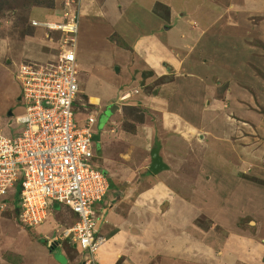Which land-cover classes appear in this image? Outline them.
I'll return each mask as SVG.
<instances>
[{
    "label": "rangeland",
    "instance_id": "obj_1",
    "mask_svg": "<svg viewBox=\"0 0 264 264\" xmlns=\"http://www.w3.org/2000/svg\"><path fill=\"white\" fill-rule=\"evenodd\" d=\"M157 2L169 3L170 7L179 16L183 13L192 18L198 16L196 20L200 26H202L204 19H202L203 16H200L199 19L200 13L209 10L211 7L217 8V11H223L221 5L224 4L229 8L227 13L234 11L233 23L240 22L237 40L240 41L241 38V43L247 41L245 45L250 48V63L248 65L243 64L241 67H239V63L236 65L233 74L238 78L231 77L229 80H225L224 76L229 77V71L223 74L222 86L217 89V97L219 100L224 99L225 102L234 101L238 103L243 101V98L236 95H239L240 91L244 92L247 95L245 99H248V102L245 101L247 107H241V109L244 114H247V120L234 115L235 113L230 110L228 104L222 106L224 110L219 115H222L224 121V137L227 136V133L237 129L234 126H239V130L244 129H241L242 132L247 129L249 135L252 134L254 137L262 138L258 133V129L260 133L261 129H257L259 124L257 121L264 122V107L259 102L260 98L264 97L262 92L264 91V0H0V135L3 134L12 138L14 134H19L24 129L21 126H14L15 118L23 114L25 110V103L24 101L21 102L22 85L16 79L18 66L27 59L40 62L56 60L60 51L59 42L63 41L61 32H50L49 30L33 27L32 22L62 23L65 15L68 14L71 17L73 12V15L79 21L77 54L80 63L77 80L81 86V93L78 94L77 102L74 105L77 120L82 121L85 118L84 115L78 116V112H81L79 99L88 105V110L99 116V127L93 142L94 155L99 158L100 170L103 171L105 165L108 166L107 173L110 178L111 189L115 187V183L119 186L117 190H120L122 194L126 193L128 189L133 193L140 189V184L144 180L141 178L143 174L140 177V174L135 173L137 171V160L139 159L135 145L139 140H137L138 138L133 140V137L140 135V138L145 139L148 128L155 125L156 138L161 140L160 137H165V135L162 132L163 128L158 124L162 113L149 106L144 107L139 94H144L145 97H148V95L153 96L156 89L158 94V89L160 90L161 85L165 83H170L169 87L175 89L178 86L176 77L179 73H182L178 76L182 77L181 80H183V77L188 78V70L182 68V66H186L185 62L189 58L184 53L187 54V51H189L187 48L181 52L177 51V54L173 57V60L181 63L176 65L182 66H180L181 70L176 68L175 71H171L169 78L165 77L157 80L156 75L153 74L155 71L149 70L153 67L151 64L149 65L150 61L156 58L165 59L166 56L161 51L163 47L155 48V52H153V49L146 48L149 43L141 41L143 36L148 40L151 39L159 29H157L156 24L154 29H150L149 23L146 21L137 26L138 18H145V14L140 15L137 12L142 7L144 11L152 13L150 9ZM163 8L164 6L158 3L153 9L155 15L163 18L170 16V13H164ZM124 11L129 12L127 20L131 21L134 27L131 28L125 22L114 24L119 19V14ZM178 19L174 21V24L172 22L165 27L174 28L181 18ZM159 28H161L160 25ZM161 32L166 33L164 27ZM175 34L177 33L174 30L173 35ZM235 36L234 34L233 37ZM178 37H174L173 41H178ZM120 39L129 46V50L119 48L116 45L115 40L119 41ZM141 43H144L143 46ZM210 49L211 46L207 49L208 59H205L209 66L216 64V60L209 54ZM83 51H87L90 59L95 55L94 62L81 63L83 60L80 58L84 56ZM30 54L35 55L37 59H33ZM198 55H200L199 52ZM217 59L219 60V58ZM189 62L190 60H188L187 65ZM221 71L222 73L226 71V67H223ZM247 71L250 73L248 79L242 77ZM149 77L156 80L149 81L148 84L146 83L147 79H143ZM232 84H237L238 91L234 90V87L231 88ZM17 93H20L19 97H16ZM126 95H128V100L127 98L123 99ZM91 97L97 98V100L91 99V103ZM11 114L14 117H11ZM253 130H256L257 133ZM240 138L241 136H234L231 140L239 142ZM208 139L201 141L199 138H193L190 145H188L189 147L185 145V149L187 148L188 151L184 154L181 153V156H186V160L183 161L180 167V169L183 167V170L176 169L174 171L176 174H172L175 181V200L173 202L176 206L171 210L172 221L170 220L167 226L166 234L173 233L177 239L182 234H194L199 231L206 233V245L202 244L203 241L201 243L205 247V257L197 252L195 253L194 248L188 254V258L181 255L176 257V259H183L186 263L243 264L246 262V256H250V232L254 234L252 230L254 225H250V221H253L250 215L253 213L254 207L250 205V188L243 189L239 187L240 184L236 183L235 178L240 177L241 182L249 184L250 181L261 185L264 183L255 179L250 174V169L243 168L241 161L229 159V156L236 157L235 155L222 154L221 158L212 152L215 147L213 145L214 137L211 136ZM172 141L174 142H172L169 152L173 157L172 153L177 147L175 146L176 140ZM219 145L221 144L219 143ZM219 145L218 152L220 153ZM104 159L107 160L106 164ZM202 166L204 170L209 173L212 172L213 175L216 174L215 171L220 172L222 183L216 184V180H213L212 184H206L207 172L205 173L206 176L202 173ZM143 176L145 177V175ZM134 187L137 190L134 191ZM153 189L156 191L155 195L153 194L154 196L152 195L149 200L152 203L151 205L154 206L156 200L162 199L163 193L158 191L156 185H153ZM237 189L239 190L237 191ZM16 191V189L13 190V192ZM226 198L232 204L225 207L218 204L215 207L216 210L211 208L214 205H210V202L225 200ZM176 200L178 202L180 200V204L177 205ZM182 200H184V205ZM108 202L107 197L103 202L92 208L95 217H102L103 208H106ZM16 208L11 195L2 198L0 201V252L2 256L0 257V264H9V261L12 264H40V262L46 260L43 256L44 251L55 258L59 248H61V251L68 253L66 254L68 256L65 255L61 259L72 260L74 264H82L80 247L74 249L68 243L62 242V245H58V248L51 252L42 242L44 241L43 235L39 233L43 229L42 233L48 236V240L50 237L57 236L73 222L69 211L65 209L56 211L45 225L40 226L43 228L30 229L21 224L19 211ZM164 211L165 207L159 205L156 214L161 215ZM241 212H244L246 216L241 215ZM214 216L224 220L228 224V228L218 225L213 219ZM161 217H159L160 222L163 221ZM188 219L194 222L189 223ZM180 221L183 223H180ZM37 228L39 229L36 230ZM156 229V227L154 229L150 228L149 232H152L151 235L154 238L149 240V243L155 245L156 250L161 253L142 256L135 253L137 248L140 249L139 247L142 246L141 241L125 239L122 242V247L126 252L117 264H160L161 259L167 255H164L163 249L166 247L167 240L164 230ZM255 233L258 237L257 241L260 243L257 246H260L259 249L264 251V230L261 231V234H259L260 231ZM28 234L32 237L31 247L29 248L31 250L23 249L24 256L22 257L16 251L21 249L22 244L28 238ZM113 234L114 232L105 233L103 236L100 232L99 236L105 238V236L109 237ZM231 234H233L232 240L225 244L223 238L229 237ZM11 238L15 245L10 242ZM226 252H228V255H222ZM256 262H258V259L254 261V263Z\"/></svg>",
    "mask_w": 264,
    "mask_h": 264
},
{
    "label": "crops",
    "instance_id": "obj_2",
    "mask_svg": "<svg viewBox=\"0 0 264 264\" xmlns=\"http://www.w3.org/2000/svg\"><path fill=\"white\" fill-rule=\"evenodd\" d=\"M158 3L164 6V13H170V16L163 18L155 15L153 9ZM157 4L153 6L152 9H150L152 10V13H150V11H144V8L142 7H140L139 12H137V14L140 13V15L145 14V18H138L137 26H139L140 23L142 25V22L146 21L149 23L150 29H154L155 24L158 26L157 29H159V31L154 36H152L151 39L148 40L145 38V36H143L141 41L149 43L146 48L153 49V52H155V48L163 47L161 51L164 52L166 56L165 59L156 58L153 59V61H150L149 65L151 64L153 67L149 70H152L153 72L155 71L153 74L154 76L156 75L155 78H157V80L163 79L165 77L169 78L171 71H175L176 68L181 70L180 66H182H177L176 64L180 62L173 60V57L177 54V51L181 52L187 48L189 51H187V54L186 52L184 53L186 57L189 56V58H187V61L185 62L186 66H182V68L188 70V78L183 77V80H181L182 77L178 76H180L182 73H179L176 77L178 80V86L175 89L169 87L170 83H165L161 85L162 88L160 90L158 89V94L157 89L153 93V96L148 95V97H145L144 94H139L140 98L142 99L141 102L144 103V107L147 108V106H149L162 113L161 120L158 124L161 126V128H163L162 132L165 137H160L157 135L161 138V140L156 138V129L154 128L156 125L150 126V128H148L145 139L140 138V135H138V137H133V140L136 138L139 140L135 145L136 152L139 156L136 167L137 171L135 173L140 174V177L143 174L145 177L143 175L141 177L144 180L140 184V189L137 190L134 187V191L137 190L135 193L128 189L126 193L122 194L120 190H117L119 186L116 183L115 187H112V189L110 187V191L107 195L109 202L107 203L106 208H103V215L100 217L101 220H103V223L98 227L97 233V236L102 240V243L96 254V261L98 264H117L120 261V258L126 252V250L122 247V242L125 239H131L134 241L140 240L142 246L139 247L140 249L137 248L135 253H138L142 256H150L155 253H161L159 250H156L155 245H150L149 243V240L154 238V236L151 235L152 232H149V230L150 228L154 229L155 227L159 230H164L166 235L165 238L167 240L166 247L163 248L164 255H167L165 258L161 259L160 264H190L189 262H184L183 259H176V257L181 255L188 258V254H190L194 248L195 253L197 252L198 254L205 257V247L202 246V244L206 245L205 240H207V236L205 232L199 231L198 233L194 234H182L177 239L176 235L173 233L169 232V234H166L167 226L170 223V220L172 221V214H170L171 210L176 206V204L173 202L175 200V181L172 174L174 173L175 175L176 173L174 171H176V169H180L183 161L186 160V156L183 157L184 155H181L188 151L187 148L185 149V145H190V141L193 140V138H199L201 141H204L209 140L208 138L213 136V145L215 146V150L212 149V152L216 153V155H219L221 158L222 154L227 155L229 153L230 155H235L236 157L229 156V159L241 161V166L243 165V168L245 167V169H250V174L255 179H258L260 182L264 183V122L262 123L261 121H257V123H259L257 129H261V133L259 129L258 133L262 138H258V136L254 137L252 134L249 135L247 129L245 132H242L241 129L243 128L239 130V126H234V128L237 129L232 127V129H234L233 132L227 133V136L224 137V121L222 119V115H219V113L224 110L222 106L228 104L227 106H230L229 108L235 113L234 115H237L241 119L247 120V114H244L243 110L241 109V107H247L245 101L248 102V99H245L247 98V95L244 92L240 91V94L236 95L240 98H243V101L238 103L232 101L231 99L230 100L232 102H225L224 99L219 100L217 97V89H220L222 86L223 74L229 71V77L224 76L225 80H229L231 77H235L233 73L238 63L239 67L243 66V64L248 65L250 63V48L245 45L247 41L241 43V38L240 41L237 40V36H239L240 22L233 23V17L235 16L234 11L227 13L229 8L224 4H222L223 6L221 5V9L224 12L217 11V8L211 7L209 10L200 13L199 19L200 16H203L202 19L204 18L202 26H200L196 20V17L198 16L192 18L188 16V14L186 15L184 13L179 16L177 15L178 13H176L175 10L170 7L169 3L157 2ZM168 9L170 10L168 11ZM119 15V19L115 21L114 24L125 22L132 28V22L127 20L129 12L124 11ZM177 16L181 19L177 22L176 26L173 25L174 28L169 29L168 27H165L169 26L172 22L174 24V21L178 19ZM159 25L161 28H159ZM163 27L164 30H166V33L164 34L161 32ZM174 30L177 33L175 35H173ZM234 34L236 35L235 37H233ZM176 36H179L178 41H173L174 37ZM212 38H214L213 41H211ZM141 44L143 46L144 43ZM210 46L211 49L209 50V54L213 59L216 60V64H211L209 66V63L206 62L205 59H208L207 49H209ZM242 48L245 49L242 50ZM198 52L200 55H198ZM83 53L84 56H82L80 59L86 61H82L81 63H86L88 61L94 62L95 55L92 56V59H90V56L88 57L87 55V51H83ZM32 57L33 59H37L35 55H32ZM191 57L193 58L191 59ZM217 58H219V60ZM170 59L172 60L171 63ZM188 60H190V62L187 65ZM28 61L34 60L27 59L25 62ZM223 67H226V71H223L222 73L221 69ZM249 74L250 73L247 71L242 77L248 79ZM155 78L152 79V77H149L144 78L143 80L147 79L146 83H148L149 81L153 82V80H156ZM235 78L238 77L236 76ZM233 87L234 90L238 91L236 88L238 87L237 84H232L231 88ZM262 92L264 94V91ZM19 94L17 93L16 97H19ZM141 96L144 97L142 98ZM126 98L128 100V95H126V97L123 99ZM91 99L97 100V98L94 97H91L90 101ZM259 102L260 105L264 107V97L260 98ZM159 125L157 126L160 127ZM226 127L224 128L227 129ZM253 131L257 133L256 130ZM102 133H104V131H102ZM203 133L204 135H202ZM234 136H241L240 141L233 142L231 138ZM171 139L176 140L175 146L177 147V149H175V151L172 153L174 155L173 157L169 152L172 142H174ZM219 143L221 145H219ZM157 144L160 145L159 156L162 159L163 164L166 166V169L158 173H154L151 170L152 153L157 148ZM242 144H245L246 146ZM218 145L220 153L218 152ZM104 161L106 164L107 160L104 159ZM104 168L106 170L102 167V169L107 173L108 166L105 165ZM181 169L183 170V167ZM201 170L205 175L207 171L204 170L203 166ZM215 173L216 174L213 175L212 172H207L206 184H212L214 182L213 180H216V184L222 183V174L218 171H215ZM235 181L236 183H239V187L243 189L250 188V205L251 207H254V211L250 215L253 220V223L250 221V225H254L252 228L254 234L250 232V256H246V262L243 264H264V251H261L259 249L260 246H257L260 245V243L257 241L258 237L255 233L256 231H260L259 234H261V231L264 230V184H256L251 181L250 184L244 183L241 182L240 177L235 178ZM153 185H156L158 191L163 193L162 199L156 200V205L154 206L151 205L152 203L149 200L156 192L153 189ZM238 190L239 189H237V191ZM183 202L184 200H182V203ZM204 202H206V200H204ZM176 203L177 205L180 204V200L179 202L176 200ZM210 203V205H214L211 208L215 210V207H217L218 204H221L223 207L232 204L231 201H228V198L220 201H212ZM159 205H162L163 208L165 207V211L161 215L156 214V210ZM241 215L246 216L244 212H241ZM160 216H162L161 218L163 220L161 222L159 220ZM213 219L218 225L223 226L226 229L228 228V224H226L224 220L216 218V216H214ZM188 222L193 223L194 221L188 219ZM180 223L183 222L180 221ZM41 228L43 227H40V229ZM38 229L39 228L36 230ZM42 232L43 229L39 231V233L43 235V240L49 242L47 239L48 236ZM100 232H102L103 236L105 233L110 234L111 232H114V234L112 236H105V238H103V236H99ZM27 237L28 238L22 244L21 249L16 251V253L21 254L22 257L24 256L23 249H27V251L31 250H29V248L31 247L32 237L29 234ZM232 237L233 234H231L229 237L223 238L225 244L231 241ZM50 239H52V237H50ZM10 242L14 244L12 238L10 239ZM58 250L59 252L55 258L52 255H48V253L44 251L43 256L46 258V260L45 262H40V264H74L72 260L66 261L63 258L61 259V257H64L68 253L61 251V248ZM226 254L228 255V252L222 255L225 256ZM0 257H2L1 252ZM78 258L80 259V256ZM256 259H258V262L254 263ZM57 260L61 262L59 263ZM9 262V264H12L11 261Z\"/></svg>",
    "mask_w": 264,
    "mask_h": 264
},
{
    "label": "built area",
    "instance_id": "obj_3",
    "mask_svg": "<svg viewBox=\"0 0 264 264\" xmlns=\"http://www.w3.org/2000/svg\"><path fill=\"white\" fill-rule=\"evenodd\" d=\"M69 16L62 23L32 22L33 27L61 32L63 41L56 60L28 61L16 71L25 110L14 126L24 129L12 138L0 135V201L11 195L21 224L30 229L45 225L56 211H69L72 224L49 243L80 247L82 264H98L102 240L97 233L103 220L92 208L107 197L110 181L94 155L98 114L81 99L78 116L84 120L78 121L74 110L81 93L79 21L73 12Z\"/></svg>",
    "mask_w": 264,
    "mask_h": 264
},
{
    "label": "water",
    "instance_id": "obj_4",
    "mask_svg": "<svg viewBox=\"0 0 264 264\" xmlns=\"http://www.w3.org/2000/svg\"><path fill=\"white\" fill-rule=\"evenodd\" d=\"M159 148H160V145L157 144V148L152 153V168H151V170L154 173H158V172L166 169V166L163 164V161L159 156Z\"/></svg>",
    "mask_w": 264,
    "mask_h": 264
},
{
    "label": "trees",
    "instance_id": "obj_5",
    "mask_svg": "<svg viewBox=\"0 0 264 264\" xmlns=\"http://www.w3.org/2000/svg\"><path fill=\"white\" fill-rule=\"evenodd\" d=\"M115 43L116 45L119 47V48H122V49H128L129 46H127V44L122 41L121 39L119 41H116L115 40ZM129 50V49H128ZM14 129V128H12ZM18 202L15 203V205L17 206ZM44 243V245L52 252L54 251L55 249L58 248V245L57 244H50L48 241H42ZM263 262H264V259H263Z\"/></svg>",
    "mask_w": 264,
    "mask_h": 264
},
{
    "label": "clouds",
    "instance_id": "obj_6",
    "mask_svg": "<svg viewBox=\"0 0 264 264\" xmlns=\"http://www.w3.org/2000/svg\"><path fill=\"white\" fill-rule=\"evenodd\" d=\"M42 23V22H41ZM39 28V27H38Z\"/></svg>",
    "mask_w": 264,
    "mask_h": 264
}]
</instances>
